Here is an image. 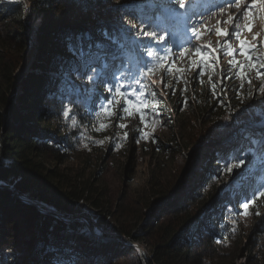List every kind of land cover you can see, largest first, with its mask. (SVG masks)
<instances>
[{
	"label": "trees",
	"instance_id": "obj_1",
	"mask_svg": "<svg viewBox=\"0 0 264 264\" xmlns=\"http://www.w3.org/2000/svg\"><path fill=\"white\" fill-rule=\"evenodd\" d=\"M25 1L28 7L21 0H0V181L4 184L0 187V264H121L122 261L115 260L126 258L132 247L125 243L135 236L117 227L116 238L110 239V234L100 231L99 240L92 241L82 218L93 232L98 219L87 216L76 204L83 201L95 211H102L104 204L96 197V188L47 164L62 165L82 152L84 140L95 136L96 128L99 130L101 125L110 127L102 133L110 140L109 146L117 140L116 131L122 138L127 135L126 120L136 123L135 130L139 129L141 134L153 119H171L173 110L177 116L174 122L179 127L185 126L189 115L195 116V106L200 109L199 103L206 109L202 115L208 114L211 106L222 113L234 105L239 109L231 111L233 121L229 125L216 127L209 134V143L203 145L204 156L196 161L200 166L160 200H170L165 207L167 212L181 208L185 201L195 204L193 209L199 215L205 209L204 218L195 221L197 217L188 214L186 229L178 230L176 236L168 231L165 240L151 244L144 262L195 264L199 260L201 264V247L209 254L208 258L217 255L228 240V222L235 210L247 202L248 210L258 217L264 209V194H261L264 193V148L255 146L261 131L257 125L262 122L264 93L252 89L250 97L245 89L250 83L258 87L255 70L242 68L243 80L235 74L229 85L233 89L229 101L225 98V87L218 91L211 56L199 47L189 59L193 69L189 79L183 77L182 66L171 62L169 52L165 59H160L167 47L154 41L149 43V39L137 42L144 62L141 65L129 30L119 28L116 17L127 10L126 16L133 21L143 22L148 30L161 33L169 21L164 22L160 13L150 16L148 6L166 5L164 8L170 16H181L170 10L169 0ZM25 16H41V26L37 30L38 44L31 71L22 81V92L16 96L14 105L11 96L16 72L24 54L35 48L30 27L24 23ZM69 42L74 52L69 51ZM149 49L153 52L151 59L146 54ZM197 50L209 58L203 75L201 68L193 63L200 60ZM145 67L152 71L143 78L149 93L144 124L134 108L133 115L122 112L119 96L113 98L111 115L99 108L93 110V102L97 105L103 102L107 94L105 85L113 75L122 76L121 83H132V77H139ZM155 76L163 78L164 97L151 82ZM65 111L68 116L64 115ZM241 159L249 163L245 169L251 182L247 181L244 187L236 182L225 187L233 170L243 166L237 167ZM33 203L73 219L64 223L40 212ZM247 239L251 254L248 264H264V216Z\"/></svg>",
	"mask_w": 264,
	"mask_h": 264
},
{
	"label": "rangeland",
	"instance_id": "obj_2",
	"mask_svg": "<svg viewBox=\"0 0 264 264\" xmlns=\"http://www.w3.org/2000/svg\"><path fill=\"white\" fill-rule=\"evenodd\" d=\"M21 1L26 3V7L29 6L27 1ZM248 1L252 3V0ZM201 3L199 0H185L186 8L180 14H186L182 18L186 30L182 32L181 27L179 28L175 21V29L173 30V33L176 32L175 37L171 38L167 35L166 43L159 45L171 49L169 52L171 62H175L178 67L182 66L185 79H189V75L193 72L190 66L191 60L189 61L193 58L192 52L197 47L207 52L216 67L215 83L218 91L221 92L225 87V98L230 101L233 89H230L229 85L231 79L235 77L231 61L235 59L241 65H244L243 68L247 66V61L244 56L238 54L239 40L235 36L229 34L226 37L216 33L217 28H220L223 32L234 26L222 22L221 17L215 15V10L212 11L215 17L212 23L205 24L202 22L203 14H196ZM245 4L246 0H241L242 8ZM164 6H148L149 15L152 16L154 12L160 13L162 20L167 21L166 17L169 14L166 13L167 8H164ZM196 6L197 8H195ZM219 9L217 10L218 13ZM226 9H228V6H226ZM126 11L124 10L116 17V24L121 29L129 30L136 54L141 57V49L137 46V42L142 39L152 40L153 38L143 37L140 34V25L143 22L133 21L132 18L126 16ZM236 11L234 9V12L229 13V15L235 14ZM250 11L252 13L249 21L250 30L241 28L239 38L246 39L251 44H256L257 47L254 49L253 55L264 62V11L260 9L258 4ZM190 13H192L191 16ZM176 20L181 25V20ZM237 22L243 26L244 20L241 17ZM24 23L30 27L31 42L33 46L35 45V48L32 47L30 54L25 53L24 57L22 56L23 62L16 72L14 90L11 96V103L14 105L16 104V96H19L22 92V81L30 73L36 55L38 44L36 35L38 28L41 26V16H25ZM145 29L152 32V30ZM190 29L200 32L201 38L196 40ZM164 31H167V28L163 27L161 33ZM156 32L160 33L159 31ZM253 36L256 37L255 40L252 39ZM229 49L233 51V56L227 55ZM182 52L184 55H181ZM29 56L31 57L30 60H28ZM139 60L140 64L143 65V60L141 58ZM244 71L246 74L249 72L247 69ZM261 71L264 72V69H261ZM224 76H229L231 79H224ZM249 78L251 77L249 76ZM162 79V76L151 77V82L160 95L164 97ZM256 80L259 84L258 87L254 83H250L246 85L245 89L247 91L259 90L261 81L258 78ZM170 104L169 107L172 106ZM195 104H197V101H195ZM195 107V116L190 114L188 120L185 121V126L183 124H181V127L177 126V123L174 122L177 116L173 110L171 111V119L168 117L153 119L144 131L148 134L147 139L142 138L138 132L139 129L138 131L135 130L136 123L132 120H126L125 123L128 125L127 135L122 138L121 135H118L119 131H116L114 135L117 136V140L112 142V146H109L110 140L102 135L110 127L107 124L101 125L99 130L96 128L95 136H90V140H84L82 152L74 154L73 158L62 165L57 163L47 164L49 168L59 167L64 173H67L68 177H77L81 182H86L96 188V197L104 204L102 211H95L83 201L76 204L87 216L98 219L95 227L97 233L95 234L87 220L82 218L88 227L85 229L86 232L91 233L88 236L91 237L92 241L99 240L100 231L112 234L110 239L116 238L118 236L117 227H121L135 236V239L129 238L125 243L127 246L132 247V250L129 251L125 259L123 258L124 260L118 257L115 260L116 263L122 261L121 264H138L139 262L145 264L144 257L150 252V245L165 240L168 231L176 236L179 232L185 230L189 225V219H186L188 214L195 215L197 217L194 219L195 221H200L201 218L203 220L206 211L202 209V214L199 215L200 213L195 212L193 209L195 204L185 201L182 203L181 208L173 212H167L165 207L170 200L160 199L165 193V195L170 194L174 187L178 186L180 181L191 173L192 169L194 170L196 166H200L199 161H196L199 160L200 156L202 158L204 156L203 145L209 143V134L216 127L222 128L229 125L233 121L231 111H234V108L235 111H238L239 108L234 105L231 110L222 113V111L215 109V106H211L208 114L202 115V110H206L205 108L202 109V103H199L200 109L197 105ZM216 121L219 122L216 123ZM257 126L261 131L256 137L255 146L261 149L264 148V118ZM247 164L249 165V163H245L241 168L233 170L232 176L228 179L225 187L233 185L234 182L244 187L247 181L251 182L250 177H246L245 168L248 166ZM215 169L216 167H214ZM202 171L204 172L203 167ZM1 185L4 184L0 181V187ZM163 200H165L164 203H161ZM234 208L238 209L236 205ZM235 211L236 214L230 216L228 222L230 227L228 240L222 244V249L217 251V255L212 258H208L209 254L203 249L204 247H201V264H248V256H251V254L247 249V237L253 234L258 221L264 216V209L258 217L248 209L246 214L243 208ZM63 222L68 223L70 221L63 220ZM113 234L116 236H113ZM198 261H195V264H199Z\"/></svg>",
	"mask_w": 264,
	"mask_h": 264
},
{
	"label": "snow or ice",
	"instance_id": "obj_3",
	"mask_svg": "<svg viewBox=\"0 0 264 264\" xmlns=\"http://www.w3.org/2000/svg\"><path fill=\"white\" fill-rule=\"evenodd\" d=\"M169 3L172 5L171 11L175 14H180L183 12V10L186 8L185 0H169ZM225 3L231 4L232 0H225ZM259 5L260 9L264 11V0H252L251 4L246 5L245 7L242 8L241 6V0H235V7H236V13L233 15H229L227 21L225 23L230 24L232 27L230 30H225L221 32L220 28L216 29L217 35H224L228 36L229 34L235 36L239 40V55L244 56L247 61V67L250 69L255 70L256 76L258 79H260L261 84L259 88L260 93H264V72L261 71V69H264V62H261L258 57H255L253 55L254 49L257 47L256 44H251L248 40L246 39H240V30L243 28L244 30H250V17L252 15L250 9L255 8L256 5ZM241 17L244 20L243 26H241L240 23L237 21L241 19ZM135 27V25H133ZM192 35L196 40H199L201 38V33L196 31L195 29H190ZM140 34L143 37H151L153 38L152 40L149 41V43H153V41L159 45V44H164L166 43V38H167V31H164L162 33H157L156 31L149 32L145 29V26L143 24L140 25ZM79 39V37H78ZM253 40L256 39L255 36L252 38ZM68 49L69 51H75L73 45L71 42L68 44ZM165 56L160 57L161 60L166 58V55L168 52L171 51L169 48L163 49ZM147 56L149 59H151L153 52L152 50H147ZM181 55H184L182 52ZM196 55L200 57L199 61H193V63H196L200 68V75L204 74V68L208 67V56L207 55H202L199 50H197ZM228 56H233L234 53L231 49L227 51ZM232 66L236 69V76L240 77L242 80L245 78L243 73H242V68L244 65H241L238 61L233 59L231 61ZM152 71L151 68L145 67L143 71L139 73V77L133 76L132 77V83H121L123 80L122 76H117L113 75L111 78V81L105 85L107 89V94L104 95L103 97V102L100 104H95L93 102V110H96V108H99L103 110L105 113L111 115L109 112V109L113 103V98L115 96H119L121 98V110L124 113H127L128 115H133V112L131 109H135L136 112L139 114V120L141 124L145 123L146 120V114H147V109L149 107L148 101H147V96L149 93L146 91L148 85L144 83V76H146L147 73H150ZM171 71V69H169ZM179 71V69H177ZM224 79H231L229 76H224ZM135 85V86H134ZM165 87H167L165 85ZM151 95L154 97L156 95L155 91L151 93ZM253 93L252 91L248 92V96H252ZM96 99H99V97H96ZM65 116H68L69 113L67 111L64 112ZM73 122L75 120L73 119ZM120 127H124V125H120ZM126 135V134H125ZM142 138L147 139L148 134L147 133H141ZM245 161L241 159L239 161V165L237 167L244 165ZM231 171V169H229ZM264 194V193H261ZM247 199V198H246ZM243 209L245 210V214L247 213V209L249 208V203H243L242 205ZM259 215V213H257Z\"/></svg>",
	"mask_w": 264,
	"mask_h": 264
},
{
	"label": "bare ground",
	"instance_id": "obj_4",
	"mask_svg": "<svg viewBox=\"0 0 264 264\" xmlns=\"http://www.w3.org/2000/svg\"><path fill=\"white\" fill-rule=\"evenodd\" d=\"M199 1L202 2L201 3V6L198 8V10L201 11L202 8H203V6H204V4L207 2V0H199ZM233 1L234 2H232L229 5V4H226L225 3V0H223V2L220 5L218 4L219 7L218 6L217 7H209L203 13V16H202L203 17V20H202V22H204L205 24L212 23L213 19L215 18L214 15H213V13H212V11H214V10H215V15L216 16L219 15L221 17L222 22L227 21L229 13L234 12V9H236V7H235V0H233ZM248 4H251V2L248 1V0H246L245 6L248 5ZM226 6H228V9H226ZM195 8H197V6ZM218 8H220L219 9V13L217 12ZM252 9H254V8H252ZM252 9H250V10H252ZM170 35H171L170 37L172 38L173 37V34L170 33Z\"/></svg>",
	"mask_w": 264,
	"mask_h": 264
},
{
	"label": "water",
	"instance_id": "obj_5",
	"mask_svg": "<svg viewBox=\"0 0 264 264\" xmlns=\"http://www.w3.org/2000/svg\"><path fill=\"white\" fill-rule=\"evenodd\" d=\"M264 112V111H263ZM264 114V113H263ZM263 115H262V120H263ZM3 185H1V187H2ZM18 197L19 198H21V199H23L22 197H20V195H18ZM24 201H26L25 199H24ZM34 205H36V207L40 210V212H42V213H46V214H49V215H52V216H54V217H57V218H60V219H62V220H69V221H71L73 218H72V216L70 217V216H68V215H64V214H61V213H58V212H55V211H53L52 209H50V208H46V207H44V206H42V205H38V204H35V203H33ZM95 234L97 233V231L96 232H94ZM107 233V232H106ZM99 234V233H98ZM109 234V233H108ZM112 235V234H111ZM113 236H116V235H114L113 234Z\"/></svg>",
	"mask_w": 264,
	"mask_h": 264
}]
</instances>
